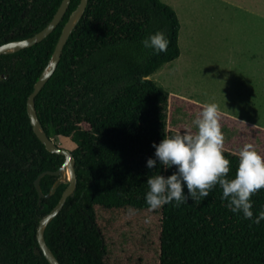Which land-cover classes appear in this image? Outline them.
I'll return each mask as SVG.
<instances>
[{
  "label": "trees",
  "instance_id": "1",
  "mask_svg": "<svg viewBox=\"0 0 264 264\" xmlns=\"http://www.w3.org/2000/svg\"><path fill=\"white\" fill-rule=\"evenodd\" d=\"M61 1L0 0V45L43 29ZM79 2L70 0L42 41L0 55V264H50L35 253L37 227L67 183L40 199L34 181L57 170L64 156L35 134L27 98ZM156 31L169 40L159 55L141 44ZM179 31L176 12L162 0H88L56 70L35 96L47 135L76 161V189L44 232L61 264H264V220L256 225L232 213L219 185L199 203L158 210L145 203L147 180L160 171L146 167L153 143L195 131L203 107L148 79L179 57ZM219 120L232 178L244 144L264 156V129L221 112ZM57 179L44 175L43 193ZM251 199L254 215L264 211V188Z\"/></svg>",
  "mask_w": 264,
  "mask_h": 264
},
{
  "label": "rangeland",
  "instance_id": "2",
  "mask_svg": "<svg viewBox=\"0 0 264 264\" xmlns=\"http://www.w3.org/2000/svg\"><path fill=\"white\" fill-rule=\"evenodd\" d=\"M162 2L178 16L180 55L148 79L264 126V0ZM235 94L239 103L229 97Z\"/></svg>",
  "mask_w": 264,
  "mask_h": 264
},
{
  "label": "clouds",
  "instance_id": "3",
  "mask_svg": "<svg viewBox=\"0 0 264 264\" xmlns=\"http://www.w3.org/2000/svg\"><path fill=\"white\" fill-rule=\"evenodd\" d=\"M144 49L159 55L167 52L169 40L161 32L149 34L141 41ZM191 129L164 137L153 143L154 158L146 160L148 169L159 166L158 174L148 178L145 203L151 210L175 203L176 207L188 200L201 202L210 191L219 185L221 199L234 214L259 225L264 220V211L253 213L251 197L264 188V156L252 143L244 144L238 151V164L234 177L228 178L230 161L223 155L224 134L219 120V106L205 103L193 120ZM174 169L163 175L161 170ZM187 189V192H185Z\"/></svg>",
  "mask_w": 264,
  "mask_h": 264
},
{
  "label": "water",
  "instance_id": "4",
  "mask_svg": "<svg viewBox=\"0 0 264 264\" xmlns=\"http://www.w3.org/2000/svg\"><path fill=\"white\" fill-rule=\"evenodd\" d=\"M87 2L88 0H80L78 6L70 14L68 20L66 21V23L62 28V31L59 35V38L56 42V45L50 56V59L48 60L47 64L44 66L37 80L35 81L33 85V90L31 91V93L27 98V113L35 134L40 139V141L45 145L48 151L52 153L61 154L64 156V162L57 170L43 171L35 179L34 183L39 198L41 199V198L50 197V195L55 190V188L60 183L64 182L63 180L66 178L67 175V182H65L67 183V186L64 189L59 201L48 213H46L40 219L37 227L38 247L35 248V253L43 254L50 264H61V263L56 258L52 250L48 247L44 237V232L49 222L61 211L67 198L71 197L76 189V185H77V177L75 172L76 161L73 156V153L69 149L60 147L47 135L37 115V111L35 107V96L41 91L43 86L46 84V82L49 80L51 75L56 70L61 58L64 45L66 44L75 26L83 16ZM69 3L70 0H62L57 10L55 11L54 15L52 16L51 20L48 22V24L34 35L19 40L8 41L6 43L1 44L0 55L14 53L42 41L56 28L58 23L61 21L69 6ZM46 174L58 176V179L56 180L51 191L48 194L43 193L42 188L40 186V180Z\"/></svg>",
  "mask_w": 264,
  "mask_h": 264
},
{
  "label": "crops",
  "instance_id": "5",
  "mask_svg": "<svg viewBox=\"0 0 264 264\" xmlns=\"http://www.w3.org/2000/svg\"><path fill=\"white\" fill-rule=\"evenodd\" d=\"M239 95L240 94H235V95H232V96H229V97L232 100H235L236 102L239 103L240 102L239 100H241V97ZM190 100H192V99H190ZM192 101H195V100H192ZM195 102L200 103V104H203V105L205 104V103L200 102V101H195ZM219 112H221L223 114H226V115H228V116H230L232 118L238 119V120L243 121V122L250 123V124H252V125H254L256 127H259V128L264 129V126L263 125H260V124L254 122V121H251V120L247 119L246 117H244L242 115L240 116V115H238L237 112L229 111V110H226V109H223V108H219Z\"/></svg>",
  "mask_w": 264,
  "mask_h": 264
}]
</instances>
